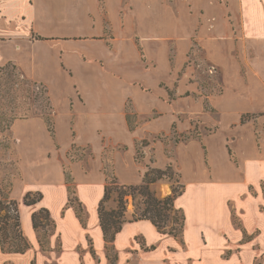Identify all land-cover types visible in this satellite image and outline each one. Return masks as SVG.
Segmentation results:
<instances>
[{"label": "crops", "instance_id": "obj_1", "mask_svg": "<svg viewBox=\"0 0 264 264\" xmlns=\"http://www.w3.org/2000/svg\"><path fill=\"white\" fill-rule=\"evenodd\" d=\"M168 1L0 0V71L13 64L22 78L45 87L53 129L42 113L11 125L19 164L26 169L12 181L11 198L20 204L30 248L23 253L0 248V264H264V138L258 142L250 128L244 135L231 131L234 156L220 144L221 135L208 138L202 146L208 175L202 171L200 140L188 143L192 152L178 153V169L157 154L154 168L171 165L183 186L174 200L185 218L180 237L159 233L141 219L125 222L109 250L103 238L97 213L107 181L102 154L111 152L118 183L142 181L148 161L136 159L126 105L136 115L160 108L162 123L148 122L149 130L167 128L168 103L162 99L158 106L154 95L161 80L147 81L138 71L147 64L165 66L170 37L177 38V49L196 43L199 49H221L218 54L234 61L232 67L246 64L248 83L244 75V82L230 81L216 106L228 113L260 109L264 118V0H173L171 24ZM245 122L240 119L241 126ZM105 133L111 135L107 142ZM73 146L88 147L89 156L71 160ZM68 186L81 217L68 204ZM27 192L40 193L41 199L25 205ZM41 208L55 224L45 240L32 223Z\"/></svg>", "mask_w": 264, "mask_h": 264}, {"label": "rangeland", "instance_id": "obj_2", "mask_svg": "<svg viewBox=\"0 0 264 264\" xmlns=\"http://www.w3.org/2000/svg\"><path fill=\"white\" fill-rule=\"evenodd\" d=\"M170 1L173 3V0ZM171 2L168 1L169 14L167 18L169 24L175 20L176 16V5H172ZM133 40L137 44L139 43V38L136 37ZM169 41L170 49L164 67L147 64L144 65L145 71H138V73L141 71L140 73L146 76L147 81L157 82L161 80L160 83H157L158 85L156 84L154 95L158 96L155 97L158 106L162 103V99L163 104L165 101L168 103L167 117L163 116V122L167 120V128L162 133L149 130L148 122L162 123L159 119V115L163 114L160 112V108L154 107L146 114L136 115L131 104L128 102L126 105V121L129 128L135 130V156L138 162L146 156L148 167H154L157 154H163V161L173 162L178 169L182 164V159L178 153L181 151L192 152V147L188 143L197 139L200 140V150L204 155H202V171L208 175L209 158L208 154L206 156L204 154L208 151L202 147L208 138L216 134L221 135L220 144H223L224 147L228 145L233 155L231 131H243L242 135H244L250 128L255 132L259 142L260 138H264V118L260 117V109L245 114L241 111L228 113V111L218 109L216 106V103L222 102L224 99L223 95L228 89L230 81L232 82L237 78L238 81L244 82L241 79L244 75L246 84L248 83L249 73L246 64L239 62L240 65L234 64L232 67L234 61L226 59L225 54H221V56L218 54L221 49H203V47L199 49L196 43L195 45L191 44L190 49L187 50L177 49V38L170 37ZM137 47L140 48L139 45ZM241 54L242 49H238L239 59ZM245 54L248 56L246 50ZM231 89L233 91L237 87L232 84ZM226 106L229 107V103H226ZM38 113H42L44 120L48 118L52 124L45 87L22 78L16 68L7 65L0 74V194L4 201L13 199L11 198L12 181L21 178L26 170H22L19 164L15 139L11 133V127H9L10 122ZM240 119L247 122H245V126H241ZM239 136H241L240 133L236 135L237 138ZM108 138H111V135L103 134L104 142H107ZM237 142L242 143V139L237 140ZM89 154L88 147L73 146L67 155L71 160H83ZM102 162L107 177L112 176L111 171H113L114 166L110 151H105L102 154ZM64 170L70 176L67 165H64ZM175 178L177 179L176 176ZM177 184L178 182L175 180L170 181L163 177L153 183L151 189L158 197L163 198L171 194L173 189H178L179 185ZM113 187H117V189H111L110 198L104 204L107 210L119 207L117 200L122 187L118 185H113ZM261 187L260 190H263ZM68 195L76 206L77 201L74 197L73 186H68ZM191 195L192 190L185 201L189 200ZM124 200L126 201L124 216L127 219H132L133 214L142 207V198L140 195L135 198L127 195L124 196ZM3 214H5V209L0 211V215ZM43 215L45 214L43 213ZM41 220L46 223L43 217ZM50 228L52 227L46 226L44 230L40 229L39 237L45 240ZM111 256L113 257L112 254Z\"/></svg>", "mask_w": 264, "mask_h": 264}, {"label": "trees", "instance_id": "obj_3", "mask_svg": "<svg viewBox=\"0 0 264 264\" xmlns=\"http://www.w3.org/2000/svg\"><path fill=\"white\" fill-rule=\"evenodd\" d=\"M7 65H12V67L15 68L13 64L8 63L1 69L0 74L4 68L7 67ZM13 121L10 122L9 127H11ZM46 122L50 132H53L50 120L48 118H46ZM163 177L168 178L170 181L175 180L178 182L177 185H179V188L173 189L171 194L160 198L158 195H156L154 190L151 189V185ZM69 180V177L66 176L67 183L70 182ZM113 185L122 187V191L119 192L117 200L119 207L116 209L107 210L105 209L104 204L110 198L109 196L111 189H117V187H113ZM182 192L183 186L179 182L177 172L171 165L166 166L164 169L148 167V169L143 174L142 181L139 184L121 185L113 175L108 176L103 197L99 201L97 207L100 227L103 233V238L108 245V250L110 248L109 245L113 242L116 233L121 230L123 224L127 221L146 219L156 227L159 233L168 234L176 238L180 237L183 231L185 218L182 211L175 207L174 200ZM127 195H131L133 198H135L137 195H140L142 198V207L133 214L132 219H127L124 216L126 202L124 200V196ZM32 196L33 193L27 192L23 197V204L32 205L41 199L40 193H35L34 196ZM75 199L77 201L76 206L72 203V198L70 196L68 197V204L75 207L79 217H81L82 208L78 199L76 197ZM3 202L7 203L4 204ZM4 209L5 214L0 215L1 251L4 253H23L30 248V243L22 232L20 204L17 200L13 199L4 201L2 195L0 194V211ZM43 213L45 215H43ZM42 217L46 220V223L42 222ZM32 223L36 230L45 229L46 226H51V230H53L55 227V224L49 217L48 210L44 208H41L32 214ZM39 243L40 246L45 249L46 243L42 239H39Z\"/></svg>", "mask_w": 264, "mask_h": 264}]
</instances>
